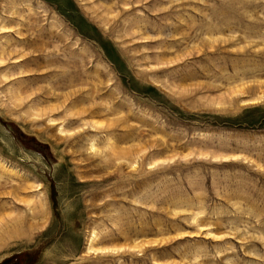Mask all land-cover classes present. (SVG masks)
<instances>
[{
    "label": "rangeland",
    "instance_id": "374dc122",
    "mask_svg": "<svg viewBox=\"0 0 264 264\" xmlns=\"http://www.w3.org/2000/svg\"><path fill=\"white\" fill-rule=\"evenodd\" d=\"M0 264H264V0H0Z\"/></svg>",
    "mask_w": 264,
    "mask_h": 264
}]
</instances>
